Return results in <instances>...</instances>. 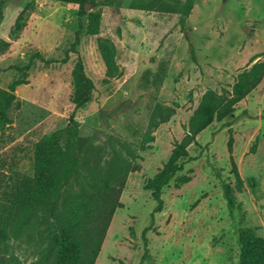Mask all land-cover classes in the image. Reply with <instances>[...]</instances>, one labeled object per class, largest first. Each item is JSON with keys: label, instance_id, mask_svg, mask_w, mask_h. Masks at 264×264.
<instances>
[{"label": "rangeland", "instance_id": "1", "mask_svg": "<svg viewBox=\"0 0 264 264\" xmlns=\"http://www.w3.org/2000/svg\"><path fill=\"white\" fill-rule=\"evenodd\" d=\"M131 1L87 8L101 11L100 32L90 36L77 5L0 0V39L9 44L0 53V64L26 59L32 50L56 57L77 43L96 86L94 102L76 117L82 157L89 165L104 164L119 150L131 161L119 195L123 208L114 212L95 264H238V229L251 227L264 236V77L228 118L213 122L197 136L188 148L190 161L176 175L187 174L191 180L180 188L172 180L163 188L164 207L152 224L156 203L145 186L184 139L203 95L209 90L231 91L240 72L264 62V0H197L185 31L178 15L131 9ZM21 13L24 28L15 37L12 30ZM99 39L117 50L122 74L109 82ZM72 67L71 62L39 65L27 83L16 88L10 123L0 124V199L33 176L35 144L68 126ZM8 81L0 80V85ZM230 135L243 180L232 212L223 194L224 183L236 184L227 149ZM75 190L72 183L68 191ZM46 225L41 224L32 239L3 245L5 262L47 264ZM149 226L145 243L143 233Z\"/></svg>", "mask_w": 264, "mask_h": 264}, {"label": "trees", "instance_id": "2", "mask_svg": "<svg viewBox=\"0 0 264 264\" xmlns=\"http://www.w3.org/2000/svg\"><path fill=\"white\" fill-rule=\"evenodd\" d=\"M56 1L79 6L80 17H85L87 21L85 33L90 36H96L100 32L101 11H86V7H119L120 4L119 0ZM196 1L132 0L129 6L136 10L178 15L181 29L185 31L186 19ZM22 18L23 13L19 14L12 30L15 37L24 28V23L20 22ZM185 37L189 41L187 34ZM76 44L63 48L56 57L32 50L26 59L17 57L0 64V80H9L6 86L0 85L2 125L10 123L9 112L16 105V88L27 83L33 69L39 65L52 67L68 62L73 65L72 92L66 109L68 126L41 138L35 144L33 176L18 182L0 199V264H7L2 255L3 245L12 240L32 239L41 224L46 222L49 244L45 246L44 257L47 264H95L112 216L117 209L123 208L119 195L131 171V161L119 150H115L111 160L104 164L89 165L82 157L83 139L76 117L94 102L96 86ZM8 46L6 41L0 39V53L5 52ZM189 48L191 57H194L190 42ZM98 50L106 67L105 82L120 77L122 72L116 61L115 45L99 39ZM263 77L264 62H256L237 75L231 91L217 93L209 90L203 95L189 119L184 139L175 144L167 163L145 186L156 203L151 213V224L155 214L163 210V188L172 180L177 188L191 180L187 174L178 178L176 175L182 173L190 161L188 148L196 143L197 136L213 122L228 118L235 106L256 89ZM158 122L155 121V125ZM232 145L233 137L230 135L227 149L236 184L232 187L224 183L223 194L231 212L236 207L235 193L243 191V180L233 160ZM3 165L4 162L0 159V175ZM72 183L76 185V190L68 191ZM149 229L150 226L143 233L145 243V235ZM237 237L240 247L238 264H264V236L257 234L251 227H241Z\"/></svg>", "mask_w": 264, "mask_h": 264}, {"label": "water", "instance_id": "3", "mask_svg": "<svg viewBox=\"0 0 264 264\" xmlns=\"http://www.w3.org/2000/svg\"><path fill=\"white\" fill-rule=\"evenodd\" d=\"M86 9H87V7H86Z\"/></svg>", "mask_w": 264, "mask_h": 264}]
</instances>
